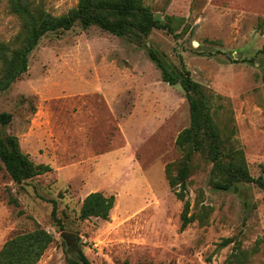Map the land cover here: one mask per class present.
Listing matches in <instances>:
<instances>
[{"label":"rangeland","instance_id":"374dc122","mask_svg":"<svg viewBox=\"0 0 264 264\" xmlns=\"http://www.w3.org/2000/svg\"><path fill=\"white\" fill-rule=\"evenodd\" d=\"M35 1L53 16L79 3ZM144 3L162 20L174 18V35L134 40L98 27L51 34L31 54L29 71L0 93V114L12 115L0 135L18 137L37 165L53 168L17 185L0 161V252L11 238L42 228L54 242L39 264H69L78 249L93 264H264V189H215L213 164L202 155L187 194L195 219L182 229L185 201L166 169L182 157L176 142L190 126L189 103L147 52L173 72L184 65L209 90L223 138L264 179V0ZM21 32L0 0V41L15 47ZM94 192L115 197L108 220L80 218ZM65 232L80 239L67 241Z\"/></svg>","mask_w":264,"mask_h":264},{"label":"trees","instance_id":"16d2710c","mask_svg":"<svg viewBox=\"0 0 264 264\" xmlns=\"http://www.w3.org/2000/svg\"><path fill=\"white\" fill-rule=\"evenodd\" d=\"M6 1L10 12L20 19L22 32L16 39L15 47L0 41V93L8 92L29 71L31 54L48 35L68 32L76 27L84 31L98 27L114 36L134 40L145 39L154 31L175 34L174 18L162 20L145 5L144 0H79L76 8L62 16L47 13L35 0ZM263 26L264 20L259 24L260 28ZM147 52L161 71L162 80L171 86L180 85L189 103L191 123L179 134L176 142L182 157L166 169L170 187L177 192L179 199L185 201L182 214V229H185L195 219L193 215L190 216L191 203L187 194L194 171L193 162L198 155L213 164L211 183L215 189L229 191L238 183H255L264 189V179L254 178L244 152L231 147L223 138L212 114L209 90L194 81L184 65L180 71L173 72L156 51L147 48ZM11 122V114H0L1 125L6 126ZM0 161L17 185L53 171L49 165H37L22 150L18 137L13 135H0ZM115 203L114 196L108 197L102 192L91 193L83 201L80 218L108 220ZM53 242V235L42 228L17 235L2 248L0 264H39ZM228 243L230 240L223 245ZM73 253L76 257L68 256L69 264H93L82 250H73Z\"/></svg>","mask_w":264,"mask_h":264},{"label":"water","instance_id":"95a60500","mask_svg":"<svg viewBox=\"0 0 264 264\" xmlns=\"http://www.w3.org/2000/svg\"><path fill=\"white\" fill-rule=\"evenodd\" d=\"M62 237H63L65 240H67V241H69V240H71V239H75V240L78 241V240L80 239L79 236H77V235H75V234H72V233H69V232H65V233H63Z\"/></svg>","mask_w":264,"mask_h":264}]
</instances>
